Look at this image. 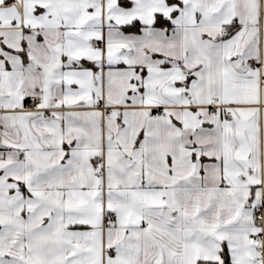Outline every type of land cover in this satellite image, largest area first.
<instances>
[{
    "label": "snow or ice",
    "instance_id": "snow-or-ice-1",
    "mask_svg": "<svg viewBox=\"0 0 264 264\" xmlns=\"http://www.w3.org/2000/svg\"><path fill=\"white\" fill-rule=\"evenodd\" d=\"M0 264H264V0H0Z\"/></svg>",
    "mask_w": 264,
    "mask_h": 264
}]
</instances>
